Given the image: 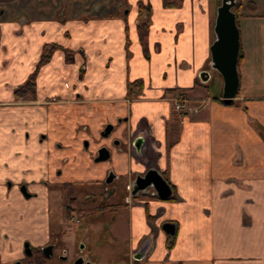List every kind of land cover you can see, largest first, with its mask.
Returning <instances> with one entry per match:
<instances>
[{"label": "crops", "instance_id": "obj_1", "mask_svg": "<svg viewBox=\"0 0 264 264\" xmlns=\"http://www.w3.org/2000/svg\"><path fill=\"white\" fill-rule=\"evenodd\" d=\"M0 3V222L5 210L17 211L3 206L27 184L37 206L24 212L40 219L31 238L45 246L56 225L47 188L81 182L70 172L78 163L94 174L86 179L110 170L126 185L156 170L172 195L163 201L148 190L117 209L108 229L127 247L110 264H264V0L242 1L239 89L230 104L209 94L220 0ZM43 55L34 96L17 97ZM177 93L201 101L199 112H174ZM106 124L116 130L101 140ZM102 145L111 158L95 165ZM0 229V244L16 252Z\"/></svg>", "mask_w": 264, "mask_h": 264}, {"label": "rangeland", "instance_id": "obj_2", "mask_svg": "<svg viewBox=\"0 0 264 264\" xmlns=\"http://www.w3.org/2000/svg\"><path fill=\"white\" fill-rule=\"evenodd\" d=\"M1 1H8V0H0ZM1 4V3H0ZM212 78L209 83V94L211 96H219L222 91V79L216 72L212 71ZM76 157V156H75ZM77 159V157H76ZM103 163H100L98 165H102ZM81 164L78 163L76 166H78L77 169H72L70 172L78 175L85 176L82 179H79V181L83 182L85 187L82 189H85L89 193L95 194V195H101V194H109L111 195V192L114 189H120L121 188V181L120 180H114L112 184L109 185H103L101 184H92L94 181H97L94 178L86 179L94 174L90 171V169L86 168L85 166H80ZM97 165V164H95ZM96 174V173H95ZM105 178V177H104ZM104 178H102L100 181H104ZM93 181V182H92ZM89 182V183H86ZM74 192L72 196L74 197V200L76 201V204L79 207L84 208H91L92 205L89 202L84 199L83 192H78V187L74 186ZM32 189V188H31ZM48 192L50 193L49 198V204L52 206L53 210V217L55 216V223L54 226V234L52 236L51 242L54 245V253L56 255L61 254L62 250H66L67 253L64 255L67 256V262L65 264H68L70 259L75 257L79 252V246L82 245L83 249L81 250V254L87 259L88 262L93 264H110L112 263L114 256L111 255L114 250H124L127 247L126 242H115L114 239L112 241V233L109 228V225L111 224V220H114V217L116 216L114 212L111 214H106L105 217L101 218L103 222L105 221V225L101 224L102 222H98L96 220L95 222L92 220L94 218H88L87 216H81V211L79 213L72 212L70 217H66L64 211H65V194L66 192L63 191L60 187V184H53L48 186ZM81 189V188H80ZM118 189L116 192V197L118 196ZM30 192V191H29ZM12 193H15L13 190L11 191L10 195ZM20 192L17 191V194ZM35 199L26 200L23 195H21L20 199L18 201L11 202L8 201L5 206L6 209H12L14 210V206H17V211H14L13 215H9L7 211L5 210L3 215L4 222H0V227L3 230V237L6 238L12 246L15 244L16 252L15 250L12 252L11 247H8V250L0 244V263L11 261L13 259H19L20 261L25 259V256L27 254L25 253V244L27 240L31 241L32 237V225L39 223L40 219L39 217L32 214L31 216H27L26 212L24 210L26 208H29L26 204L32 205L31 207L37 206ZM117 200V199H116ZM51 201V203H50ZM10 203V204H9ZM15 221L18 223V227L15 228ZM1 230V229H0ZM25 239V240H23ZM2 240V239H1ZM33 240V239H32ZM32 242V241H31ZM17 243V244H16ZM39 245L40 248L44 247L43 241L39 239L33 240L32 244ZM121 248V249H120ZM123 254V253H122ZM120 255V254H119ZM17 263V262H16ZM24 263H27L26 260H24ZM59 260L57 258H54L53 260H50L49 264H58Z\"/></svg>", "mask_w": 264, "mask_h": 264}, {"label": "water", "instance_id": "obj_3", "mask_svg": "<svg viewBox=\"0 0 264 264\" xmlns=\"http://www.w3.org/2000/svg\"><path fill=\"white\" fill-rule=\"evenodd\" d=\"M220 6L216 10V16L213 24L214 40L210 46V68L219 74L222 79L221 100L224 104H230L236 97L239 89V76L237 71L240 49L239 29L236 24L235 13L232 12L236 0H220ZM205 73L200 76L202 81H207ZM108 127L105 135L110 132ZM98 157L95 162H102L108 159L109 153L105 148L98 151ZM25 187L22 186L20 192L24 194ZM148 190H152L159 200H168L172 191L167 182L156 170H149L143 176H138L133 182V198L141 193L145 195ZM164 231L173 234V225L166 223L163 225ZM26 254L30 255L29 245L25 244ZM51 247L43 248L45 256L49 257L46 252H50ZM141 256V254H140ZM83 259L76 260L73 264H82ZM86 264H93L87 262Z\"/></svg>", "mask_w": 264, "mask_h": 264}, {"label": "flooded vegetation", "instance_id": "obj_4", "mask_svg": "<svg viewBox=\"0 0 264 264\" xmlns=\"http://www.w3.org/2000/svg\"><path fill=\"white\" fill-rule=\"evenodd\" d=\"M120 123V121H118ZM118 123V124H119ZM108 127H111L110 128V132L103 136L105 134V130L106 128ZM116 130V125L115 124H106L103 129L101 130L100 132V138L101 140H108L115 132ZM118 140L116 139H112L111 140V144L113 145H117L118 144ZM102 148H105L108 153H109V157L107 160L105 161H102V162H98L96 163L95 162V159L98 157V151ZM88 149V142L85 140L84 141V150H87ZM111 158V151L109 150V147L108 146H105V145H102L98 150L97 152L93 155L92 157V161L95 163V164H100V163H104V162H107L109 161ZM116 180L115 179V175L113 174L112 171H107L106 175H105V178H104V181H92L93 183L92 184H103V185H109V184H112V182ZM121 188L118 189V196L116 197V190L117 189H114L112 192H111V195L109 194H101V195H95V194H92V193H89L88 191H86L85 189H82V187L84 188L85 185L83 184V182H74V183H70V182H64V183H61L60 184V187L63 191L67 192L65 194V198H66V202H65V215L66 217H70L71 213L72 212H75V213H81V216H87V219L88 218H94L92 219L94 222L96 220H98V222H102L101 224L105 225V221L103 222V220L100 221L101 218L105 217L106 214H111L112 212H114V214L117 213V209H119L120 207H122V205L125 203V201L127 199L129 200H133V182L132 181L130 183V185H126L123 181H121ZM86 183H89V182H86ZM66 185V187L63 189L62 187ZM24 186L25 189H24V194H22L20 192V189L21 187ZM74 186H77L78 187V192H83L85 193L84 194V199H86L87 202H89L91 205L92 204H95V205H92L91 208H84V207H79L77 204H76V201L74 200V197L72 196L73 192H74ZM81 188V189H80ZM18 190L19 192L21 193V195L24 196V198L26 200H31L35 197V194L33 192H29V186L25 183H21L19 186H18ZM68 193H70V195H68ZM141 194V193H140ZM139 194H137V196L135 198L138 197ZM117 199V200H116ZM52 214H53V210H52ZM113 220H111L112 222ZM54 245L52 242H48L43 248H46V247H51V250L50 252H46L49 257H46L45 256V252L42 251L43 248H38L39 249V252L40 254L45 258V260L47 261L46 264H49L50 260H53L54 258H57L59 260V263L58 264H65L67 262V256L64 255V253L66 254L67 251L66 250H62L61 251V254L59 255H56L54 253ZM29 249H30V255H27L25 256V259L21 260V261H17L16 264H26L24 263V260H28V261H33L34 262V256H36L37 254L33 251V248H31L29 246ZM83 249V246L80 245L79 246V253L73 257L72 259H70V261H68L69 263L68 264H73L76 260L78 259H83V263L82 264H86L88 261L87 259L81 254V250ZM27 249L25 248V253H26ZM90 263V262H89Z\"/></svg>", "mask_w": 264, "mask_h": 264}, {"label": "trees", "instance_id": "obj_5", "mask_svg": "<svg viewBox=\"0 0 264 264\" xmlns=\"http://www.w3.org/2000/svg\"><path fill=\"white\" fill-rule=\"evenodd\" d=\"M242 1L243 0H236V4H235V6L232 9V12L235 13V16H236V24H237V26H238V23H239L240 18L242 17V13H241V8L243 6ZM164 5L165 6H170V5L173 6L175 4L174 3L169 4V3H166V1H164ZM245 7L247 9H249V10H253L254 9V6H253V4L251 2H247L245 4ZM146 10H147V14H148L149 10L148 9H146ZM139 11L142 13V7L139 8ZM147 31H148L147 23H143V24L139 25V27H138L139 40H140V43H141V45L143 47L144 53H146V35H147ZM241 58H242L241 57V51L239 49V60H238V64L241 61ZM48 59H49V56L48 55L41 56V58H40V60H39V62L37 64L36 70L31 75V77L29 78V80L26 83H24L23 85H21L15 91V95L17 97H28V96L33 97L34 96L36 72L38 71V69L43 64H45L48 61ZM65 187H66V185H64L62 188L64 189ZM68 195H70V193H68ZM33 251L37 254L36 256H34V262L31 261V260L30 261L27 260V263L26 264H46L47 263V261L45 260V258L40 254L38 248L33 249Z\"/></svg>", "mask_w": 264, "mask_h": 264}, {"label": "built area", "instance_id": "obj_6", "mask_svg": "<svg viewBox=\"0 0 264 264\" xmlns=\"http://www.w3.org/2000/svg\"><path fill=\"white\" fill-rule=\"evenodd\" d=\"M171 101L173 104V110L176 113L186 112L197 114L202 107L201 101L190 99L183 93H177Z\"/></svg>", "mask_w": 264, "mask_h": 264}]
</instances>
